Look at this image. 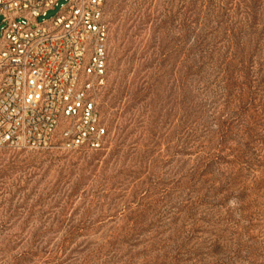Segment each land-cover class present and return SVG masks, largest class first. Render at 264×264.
Listing matches in <instances>:
<instances>
[{
  "label": "rangeland",
  "instance_id": "obj_1",
  "mask_svg": "<svg viewBox=\"0 0 264 264\" xmlns=\"http://www.w3.org/2000/svg\"><path fill=\"white\" fill-rule=\"evenodd\" d=\"M103 20L102 148H0V264H264V0Z\"/></svg>",
  "mask_w": 264,
  "mask_h": 264
},
{
  "label": "built area",
  "instance_id": "obj_2",
  "mask_svg": "<svg viewBox=\"0 0 264 264\" xmlns=\"http://www.w3.org/2000/svg\"><path fill=\"white\" fill-rule=\"evenodd\" d=\"M104 4L0 0V148H47L60 125L67 147L102 148L106 131L97 99L106 75Z\"/></svg>",
  "mask_w": 264,
  "mask_h": 264
}]
</instances>
